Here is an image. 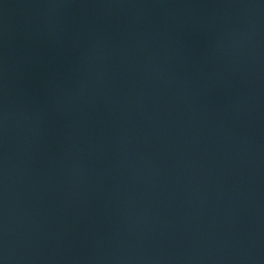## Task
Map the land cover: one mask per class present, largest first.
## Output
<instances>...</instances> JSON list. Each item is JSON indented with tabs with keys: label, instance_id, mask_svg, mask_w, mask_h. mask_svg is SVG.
Listing matches in <instances>:
<instances>
[{
	"label": "water",
	"instance_id": "water-1",
	"mask_svg": "<svg viewBox=\"0 0 264 264\" xmlns=\"http://www.w3.org/2000/svg\"><path fill=\"white\" fill-rule=\"evenodd\" d=\"M0 264H264V0H0Z\"/></svg>",
	"mask_w": 264,
	"mask_h": 264
}]
</instances>
